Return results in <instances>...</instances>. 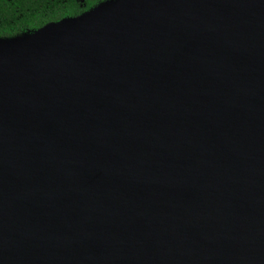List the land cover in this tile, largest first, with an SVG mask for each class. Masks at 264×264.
<instances>
[{
	"label": "water",
	"instance_id": "95a60500",
	"mask_svg": "<svg viewBox=\"0 0 264 264\" xmlns=\"http://www.w3.org/2000/svg\"><path fill=\"white\" fill-rule=\"evenodd\" d=\"M0 264H264V0L0 41Z\"/></svg>",
	"mask_w": 264,
	"mask_h": 264
},
{
	"label": "trees",
	"instance_id": "16d2710c",
	"mask_svg": "<svg viewBox=\"0 0 264 264\" xmlns=\"http://www.w3.org/2000/svg\"><path fill=\"white\" fill-rule=\"evenodd\" d=\"M64 0H0V41L14 40L31 35L36 30L66 16H78L96 7L102 1L87 0L88 8H67ZM84 2V0H81ZM74 4V0H73ZM66 6V7H64ZM75 18V17H74Z\"/></svg>",
	"mask_w": 264,
	"mask_h": 264
},
{
	"label": "flooded vegetation",
	"instance_id": "af4514ba",
	"mask_svg": "<svg viewBox=\"0 0 264 264\" xmlns=\"http://www.w3.org/2000/svg\"><path fill=\"white\" fill-rule=\"evenodd\" d=\"M105 2H107V1H102V2H100V4L105 3ZM63 3H64L65 5L67 4V8H70L71 5H72V8H73V5H74V8H73V9H76V8H81V9L88 8V1H87V0H84V2H82L81 0H74V4H73V0H64ZM100 4H99V5H100ZM97 6H98V5H97ZM97 6H96V7H97ZM64 7H66V6H64ZM90 8H95V6H94V7H90ZM85 11H86V10H84V11H83L81 14H79L78 16L84 14ZM78 16H66V17L60 19L59 21H61V20H63V19H66V18H74V17H78ZM51 23H53V22H51Z\"/></svg>",
	"mask_w": 264,
	"mask_h": 264
},
{
	"label": "bare ground",
	"instance_id": "6f19581e",
	"mask_svg": "<svg viewBox=\"0 0 264 264\" xmlns=\"http://www.w3.org/2000/svg\"><path fill=\"white\" fill-rule=\"evenodd\" d=\"M112 12V10H111V6L110 5H105L104 6V9L99 13V18L100 19H105V18H107L106 16L108 15V14H110Z\"/></svg>",
	"mask_w": 264,
	"mask_h": 264
}]
</instances>
